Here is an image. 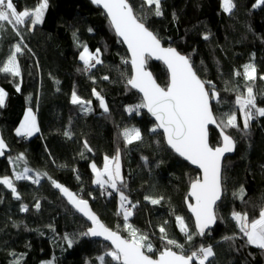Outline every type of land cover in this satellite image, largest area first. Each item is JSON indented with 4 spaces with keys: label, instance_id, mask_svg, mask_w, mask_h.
Segmentation results:
<instances>
[{
    "label": "trees",
    "instance_id": "obj_1",
    "mask_svg": "<svg viewBox=\"0 0 264 264\" xmlns=\"http://www.w3.org/2000/svg\"><path fill=\"white\" fill-rule=\"evenodd\" d=\"M38 2L13 0L18 11H31ZM130 2L139 7L142 0ZM233 3L235 7L229 13L223 9L222 0H161L163 15H149L146 23L165 45L190 57L202 80L213 82L219 93L218 101L212 100L214 114L236 111L240 125L239 129H228L237 146L235 154L224 161L227 191L217 208L222 219L192 242L180 231L176 216L184 218L190 232L196 230L185 198L200 172L167 146L160 129L151 131L156 123L145 108L132 113L126 110L140 104L142 97L127 84L132 75L129 54L103 11L89 0H48L43 23L21 25L20 35L5 24L0 32V67L15 44H21L23 51L17 56L19 77L0 73V87L8 93L5 105L0 107V129L12 148L6 158L0 159V177L11 175L22 199L14 201L0 185V264H14L17 259L20 264H100L97 258L111 246L79 235L89 224L70 207L52 180L88 200L108 227L116 230L119 225L121 234L127 237L119 193H102V187L94 183L91 168L93 163L102 167L104 158L114 157L117 150L127 185L122 190L131 202L127 206L136 204L128 223L149 235L154 257L163 248L159 231L163 225L170 238L184 245L185 254L200 245H211L215 255L206 264H264V250L246 244L231 218L233 210L258 217L264 207V117L254 119L245 131L235 105L238 91H246L248 83L244 66L253 64L257 106L264 107V96L259 95L264 93V80L260 79L264 75V5L253 7L256 0ZM84 45L90 52L101 50L102 63L90 72L83 71L79 58ZM146 66L162 86L167 85L169 73L162 63L149 58ZM237 72L241 75H235ZM94 89L105 99L107 112L93 95ZM73 91L91 103L73 104ZM29 108L35 112L39 131L31 137L17 135L16 129ZM131 127L141 130L142 139L127 144L121 133ZM220 142V134L211 127L210 143ZM20 154L23 159L16 160ZM25 166L34 177L40 173L39 183L15 179V173ZM241 187L243 201L233 196ZM145 196H162L163 200L154 205ZM25 205L27 211H22ZM66 235L76 238L71 248ZM226 236L235 239H223ZM106 260L117 264L110 257ZM194 264H198L195 258Z\"/></svg>",
    "mask_w": 264,
    "mask_h": 264
},
{
    "label": "snow or ice",
    "instance_id": "obj_2",
    "mask_svg": "<svg viewBox=\"0 0 264 264\" xmlns=\"http://www.w3.org/2000/svg\"><path fill=\"white\" fill-rule=\"evenodd\" d=\"M92 3L102 6L115 32L123 38V42L127 44L131 52L133 72L127 79V84L134 89H138L143 97L140 104L128 107L126 110L132 113L140 108H147L158 121L151 131L156 132L158 129H162L167 144L181 157H184L193 165H197L202 170V177L192 180L190 184L188 196L194 198L195 202H188V197L185 198L187 207L195 217L196 230L190 232L184 218L176 216L180 231L184 233L188 242H192L194 237L203 236L205 230L214 225L218 218H221L218 216L217 211L218 202L222 200L223 194L227 191L224 186L226 177L222 174V158L226 153L235 150L236 141L232 135L228 134V129L240 128L237 122V112L230 111L219 116L215 115L211 101H218L219 93L215 90L213 82L202 80L194 69L189 56L182 55L175 48L163 47L158 35L146 26L149 15L157 17L163 15L161 0H142L139 7H134L130 0H92ZM261 5H264V0H256L253 7ZM222 6L229 13L235 7L233 0H222ZM47 7L48 0H39L38 6L33 10L18 11L13 0H0V32L4 31L5 24H7L16 30L17 35H20L19 28L21 25L30 23V25L35 26L43 23ZM22 51L21 44H15L14 50L8 55L6 62H2L3 66L0 67V73L19 77L21 70L17 56L22 54ZM100 54L101 50L99 48L95 52H90L87 45H84L79 56L84 64L83 71L87 72L97 64H101ZM153 56L163 60L170 72L166 86L162 87L158 84L152 73L146 70V64L149 58ZM124 62L127 63V61ZM235 75L240 76L241 73L237 72ZM243 76L248 82L245 85L246 91H238L235 105L238 107L243 129L246 131L254 119L264 117V107L257 106V93H254V82L257 77L256 68L253 64L244 66ZM104 79H108V77H104ZM260 79L264 80V75ZM16 91H20L19 85H17ZM7 95L8 93L0 87V107L5 105ZM93 95L99 99L100 106L107 112L108 108L103 96L95 89ZM259 95L264 96V93H259ZM72 103L86 106L91 101L81 100L73 91ZM209 126H214L219 131L220 143L216 145L210 143ZM34 131H39V129L36 125V117L32 109L29 108L20 127L16 129V133L17 135L31 136ZM65 134L70 135V133ZM121 135L127 144L142 139L141 130L136 127L124 128ZM85 147H87L86 142ZM6 148L7 145L4 139L0 137V156L4 155ZM20 159H23V154L16 158V160ZM91 168L96 175L94 183L102 188L107 186L119 193L120 207L125 221L124 231L127 232V237L121 235L119 225H117L116 230H113L102 223L90 209L87 200L77 198L75 193L55 180H52V184L67 197L68 201L79 212L92 222L93 226L80 233V236L103 237L106 241L111 242V249L97 258L100 264H109L106 257H110L111 261H115L117 264H193L194 258L198 261V264H206L209 258L214 257L215 253L211 245L207 247L200 245L197 250L185 254L184 245L170 238L165 226L162 225L159 231L163 248L153 258L155 255L154 244L149 235L141 233L139 229L128 223L129 217L133 215L132 209L136 207V204L126 207L131 202L122 190L127 185L121 175L119 150L111 159L107 156L104 158L102 170L98 169L95 163L91 165ZM30 171L32 170L25 166L22 172L16 174L15 179L32 180L34 183H39L38 178L34 179L29 175ZM36 175L39 177L40 173ZM43 175L47 176V173ZM49 179L51 178L49 177ZM0 183L6 185L14 196L19 199L17 189L10 177L4 176L0 179ZM105 190L107 191V189ZM107 194L112 195V192ZM244 195L243 187L238 192L233 193V196L241 201L244 200ZM145 200H149L155 205L159 204L163 197L145 196ZM36 207L39 208V203L36 204ZM21 210L27 211V205L23 206ZM231 218L235 220L239 232L246 238V244L264 250V207L259 209L258 217L250 218L246 211L233 210ZM64 238L68 247L71 248L76 238H69L67 235ZM223 239L233 240L235 237L226 236ZM172 246L179 249V252L174 251ZM13 255L16 254L13 253ZM14 264H20V260H15ZM47 264H53V261H49Z\"/></svg>",
    "mask_w": 264,
    "mask_h": 264
},
{
    "label": "water",
    "instance_id": "obj_3",
    "mask_svg": "<svg viewBox=\"0 0 264 264\" xmlns=\"http://www.w3.org/2000/svg\"><path fill=\"white\" fill-rule=\"evenodd\" d=\"M91 3H92V0H89ZM93 4V3H92ZM95 7H97V8H100L102 11H103V13L107 16V14H106V12H105V10L102 8V6H98V5H95V4H93ZM107 18H108V20L110 21V19H109V17L107 16ZM111 23V22H110ZM112 25V24H111ZM113 27V26H112ZM114 29V28H113ZM152 31V30H151ZM114 32H115V30H114ZM115 34L117 35V33L115 32ZM117 37L119 38V40L122 42V44L124 45V47L126 48V50H127V52H128V54H129V62H130V65H131V52L129 51V49H128V46H127V44L125 43V42H123V38L122 37H119L118 35H117ZM161 44H162V46L163 47H172V48H175V47H173V46H170V45H165L164 43H163V41L161 40ZM179 53H181L182 55H185V56H187L186 54H184V53H182V52H180L177 48H175ZM151 59L154 61V62H160V63H162L166 68H167V66L165 65V63L163 62V60H159V59H157L155 56H153V57H151ZM131 69H132V72H133V68H132V65H131ZM195 69V68H194ZM146 70L147 71H150L151 73H152V75H153V77L156 79V77H155V75H154V73L150 70V69H148L147 68V66H146ZM168 70V69H167ZM168 73H169V77H170V72H169V70H168ZM198 74V73H197ZM156 82L158 83V84H160L159 82H158V80L156 79ZM161 85V84H160ZM162 86V85H161ZM131 87V86H130ZM163 87V86H162ZM132 88V87H131ZM133 90H135L136 92H138L139 93V95L141 96V97H143V94L138 90V89H134V88H132ZM211 105H212V101H211ZM145 111H146V113L148 114V116L157 124L158 123V121H156V119H155V117L154 116H152V114L148 111V109L147 108H145ZM214 112V111H213ZM211 127H213V128H215L214 126H209V139H210V128ZM216 129V128H215ZM162 132H163V130L162 129H160ZM217 130V129H216ZM218 131V130H217ZM218 133H219V131H218ZM164 134V133H163ZM0 137H2L3 139H4V137H3V134H2V131H1V129H0ZM165 137V136H164ZM4 141H5V143H6V145H7V148L4 150V155L3 156H0V159H4V158H6L7 157V155H9L10 153H11V150H12V148H11V146L8 144V142L4 139ZM165 141H166V139H165ZM166 144H167V142H166ZM167 146L172 150V151H174L168 144H167ZM236 146H237V144H235V150L233 151V152H231V153H226L225 154V156H224V158H222V174H223V168H224V161H225V159L226 158H228V157H231V156H233L234 154H235V152H236ZM175 152V151H174ZM176 153V152H175ZM176 155L177 156H179L181 159H183L184 161H186L187 163H189L193 168H195V169H197L199 172H200V177H202V170L197 166V165H193L190 161H188V160H186L184 157H181L178 153H176ZM119 162H120V167H121V175H122V162H121V156L119 155ZM4 176H8V177H10L12 180H13V183H14V185H15V187H16V189H17V193H18V195H19V199H17L16 198V196H14V194L12 193V191L10 190V189H8L7 188V186L6 185H3L2 183H0V185L1 186H3L4 187V189L7 191V192H10L11 193V197H12V199L14 200V201H20L21 199H22V196H21V194H20V192L18 191V187H17V185L15 184V182H14V179H13V177L11 176V175H4ZM4 176H1L0 177V179H2ZM69 189V188H68ZM70 190V189H69ZM71 192H73V193H75L76 194V196H77V198H81L76 192H74V191H72V190H70ZM189 191H190V188H189ZM61 193V192H60ZM188 194H189V192H188ZM61 195H62V197L68 202V204L70 205V207L78 214V215H80L84 220H86V222L89 224V227H92L93 225H92V222L87 218V217H85L81 212H79L78 211V209L73 205V204H71L69 201H68V199H67V197L66 196H64L62 193H61ZM223 196H224V194H223ZM223 196H222V198H223ZM83 199V198H82ZM86 200V199H85ZM88 201V200H87ZM89 202V201H88ZM188 202H191V203H194L195 201H194V198H192V197H189L188 196ZM221 201H219L218 202V204L220 203ZM186 206H187V202H186ZM89 207H90V209L97 215V217L99 218V220L102 222V223H104L103 221H102V219L100 218V216L94 211V209L92 208V206H91V204H90V202H89ZM187 209H188V212H189V214L193 217V220L195 221V217H194V215H193V213L189 210V208L187 207ZM217 222V221H216ZM105 224V223H104ZM106 225V224H105ZM216 225V223L214 224V225H211L210 226V228L209 229H206L205 231H207V230H210V229H212L214 226ZM107 226V225H106ZM88 227V228H89ZM110 228V227H109ZM112 229V228H111ZM114 230V229H113ZM122 235V234H121ZM123 236V235H122ZM90 238L92 239V240H97V241H101V242H104V243H107V244H109L110 246H111V242L110 241H106L103 237H91L90 236ZM112 247V246H111ZM175 251V250H174ZM153 258H155L154 256H153ZM193 264H194V259H193Z\"/></svg>",
    "mask_w": 264,
    "mask_h": 264
},
{
    "label": "rangeland",
    "instance_id": "obj_4",
    "mask_svg": "<svg viewBox=\"0 0 264 264\" xmlns=\"http://www.w3.org/2000/svg\"><path fill=\"white\" fill-rule=\"evenodd\" d=\"M223 9H224V8H223ZM13 50H14V49H13ZM104 101H105V99H104ZM105 104H106V101H105ZM31 109H32V108H31ZM32 111H33V114L35 115V112H34L33 109H32ZM26 112H27V111H26ZM35 117H36V115H35ZM23 120H24V118H23ZM23 120H22V122H23ZM22 122H21V123H22ZM21 123H20V125H21ZM20 125H19V127H20ZM36 125H37V119H36ZM37 126H38V125H37ZM131 128H132V127H131ZM22 135H23V134H22ZM108 158L111 159L110 157H108ZM14 163H15V162H14ZM14 163L12 162L13 167H15V164H14ZM103 165H104V164H103ZM97 168L102 170V169H103V166H102V167H98V166H97ZM16 174H17V173H15V176H16ZM29 175L32 176L34 179H37V177H34L32 171H30ZM105 178H106V177H105ZM95 179H96V175H95ZM120 203H121V202H120Z\"/></svg>",
    "mask_w": 264,
    "mask_h": 264
},
{
    "label": "built area",
    "instance_id": "obj_5",
    "mask_svg": "<svg viewBox=\"0 0 264 264\" xmlns=\"http://www.w3.org/2000/svg\"><path fill=\"white\" fill-rule=\"evenodd\" d=\"M92 69H93V68H91V69H90L89 71H87V72L92 71ZM105 189H107V191H106ZM101 192H102V193H105V194H107L108 192H112V195H110V196H113V195H114L112 189H111V188H108L107 186H105L104 188H101ZM126 207H128V206L126 205Z\"/></svg>",
    "mask_w": 264,
    "mask_h": 264
},
{
    "label": "crops",
    "instance_id": "obj_6",
    "mask_svg": "<svg viewBox=\"0 0 264 264\" xmlns=\"http://www.w3.org/2000/svg\"><path fill=\"white\" fill-rule=\"evenodd\" d=\"M37 127H38V126H37ZM36 133H38V131H34L33 134H32L31 136L35 135ZM26 136H27V135H26ZM31 136H27V137H31Z\"/></svg>",
    "mask_w": 264,
    "mask_h": 264
}]
</instances>
